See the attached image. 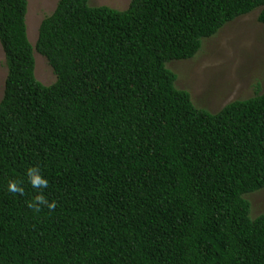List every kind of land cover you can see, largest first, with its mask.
Here are the masks:
<instances>
[{"label": "trees", "instance_id": "1", "mask_svg": "<svg viewBox=\"0 0 264 264\" xmlns=\"http://www.w3.org/2000/svg\"><path fill=\"white\" fill-rule=\"evenodd\" d=\"M255 8L264 24V0H57L31 46L26 0H0V264H264L244 197L264 187V90L208 112L165 66ZM33 165L54 211L27 206Z\"/></svg>", "mask_w": 264, "mask_h": 264}, {"label": "rangeland", "instance_id": "2", "mask_svg": "<svg viewBox=\"0 0 264 264\" xmlns=\"http://www.w3.org/2000/svg\"><path fill=\"white\" fill-rule=\"evenodd\" d=\"M57 0H26V36L33 46L37 26ZM129 0H87L89 6L123 9ZM255 8L223 24L212 35L201 39L199 49L189 58L165 64L175 74L176 87L186 90L196 107L217 111L233 99L264 90V24L257 21ZM33 75L40 83L50 84L54 75L43 56L34 49ZM5 64L0 48V96ZM244 197L249 202V216L264 213V187Z\"/></svg>", "mask_w": 264, "mask_h": 264}, {"label": "clouds", "instance_id": "3", "mask_svg": "<svg viewBox=\"0 0 264 264\" xmlns=\"http://www.w3.org/2000/svg\"><path fill=\"white\" fill-rule=\"evenodd\" d=\"M26 175L28 182L34 189H38L37 194L34 196L33 200L28 202L27 206L34 212H39L43 207H47L49 211H54L56 208V202L49 201L47 197L43 194V189L47 188L48 180L42 175L41 168L39 165L29 166L26 169ZM8 190L13 194H24L23 181L10 179L8 181Z\"/></svg>", "mask_w": 264, "mask_h": 264}]
</instances>
